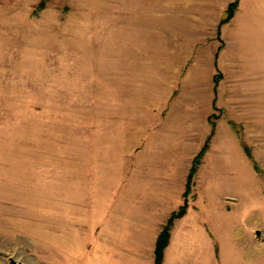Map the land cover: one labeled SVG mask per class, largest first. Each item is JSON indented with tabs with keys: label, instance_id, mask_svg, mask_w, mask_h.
<instances>
[{
	"label": "rangeland",
	"instance_id": "obj_1",
	"mask_svg": "<svg viewBox=\"0 0 264 264\" xmlns=\"http://www.w3.org/2000/svg\"><path fill=\"white\" fill-rule=\"evenodd\" d=\"M226 2L0 0V264H152L184 203L213 264H264V48L224 40L264 33Z\"/></svg>",
	"mask_w": 264,
	"mask_h": 264
},
{
	"label": "crops",
	"instance_id": "obj_2",
	"mask_svg": "<svg viewBox=\"0 0 264 264\" xmlns=\"http://www.w3.org/2000/svg\"><path fill=\"white\" fill-rule=\"evenodd\" d=\"M232 0H227L225 6L220 12L219 20H222L226 14L227 6L232 3ZM224 27L230 28H238L244 27V29L250 28L251 30H257L260 33H264V0H238V6L235 12L233 19L226 25H223L221 29ZM240 39V40H239ZM236 38H226L224 37L225 43L230 44L232 49H239L240 47H256L258 49L264 48V39L262 41L258 40V42L254 45V43H248V40L244 37ZM242 40V41H241ZM252 41V39H251ZM264 50V49H262ZM264 52V51H262ZM258 80L259 84L256 86L257 96H260L262 106H264V66H260L258 70ZM224 85V84H223ZM235 85V84H234ZM237 86V85H236ZM224 87V86H223ZM235 87V86H234ZM225 89V87H224ZM232 91V103L231 107H236V103H238V87L233 88ZM255 89L243 87L240 93H245V97L251 96ZM234 93V94H233ZM251 93V94H249ZM240 97V96H239ZM250 99V98H249ZM237 108V107H236ZM187 216V215H186ZM184 216L182 219L177 220L171 230L170 240L167 248L164 251V257L162 264H213V254H212V246L207 238L206 232L202 231L199 225H185L181 227V222L186 217ZM156 232L154 235V242L151 246V252L154 253L155 242L157 236L159 234L160 229L156 228ZM244 228H239L236 232V238H239L240 243L239 246L245 245L243 242V232ZM199 232L197 235L200 236L201 241L195 242L193 239H196L197 236L194 234ZM248 250V249H247ZM251 250V249H250ZM258 246H255L254 252L257 253ZM208 259V263L204 261ZM154 264V259L153 263Z\"/></svg>",
	"mask_w": 264,
	"mask_h": 264
},
{
	"label": "trees",
	"instance_id": "obj_3",
	"mask_svg": "<svg viewBox=\"0 0 264 264\" xmlns=\"http://www.w3.org/2000/svg\"><path fill=\"white\" fill-rule=\"evenodd\" d=\"M237 8V1L231 3L228 5L227 11H226V18L221 21L220 25L228 23L234 15V11ZM206 147L198 154V156L194 159V162L192 164V167L189 171L188 177H187V183H186V191L185 195L190 192V188L192 185V180L193 177L197 171V167L199 166L200 160L204 154ZM186 209H187V203H184L179 211L177 213H173L171 217L168 219L166 225L163 227L161 232L159 233L156 243H155V248H154V264H162L163 257H164V251L167 248L170 240V232L171 228L173 226L174 221L181 219L185 214H186Z\"/></svg>",
	"mask_w": 264,
	"mask_h": 264
}]
</instances>
